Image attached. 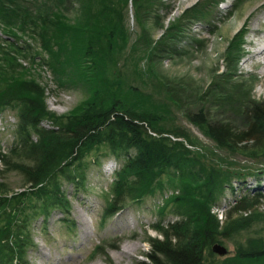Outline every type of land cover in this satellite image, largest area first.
<instances>
[{
  "label": "trees",
  "instance_id": "16d2710c",
  "mask_svg": "<svg viewBox=\"0 0 264 264\" xmlns=\"http://www.w3.org/2000/svg\"><path fill=\"white\" fill-rule=\"evenodd\" d=\"M127 1L0 0V20L12 30L7 31L10 36L17 37L15 28H19L39 40L57 78L68 76L65 67L69 65L72 76L68 77L72 82L84 81L88 91V97L68 114L52 112L45 88L25 75L28 69L16 56L29 57L33 47L16 43V38L3 39L9 48L0 45L4 62L0 65V113L17 111L19 138L9 160L0 146V161L21 171L31 188L9 194L0 183L1 264H25L30 219L38 213L49 215L54 208L69 210L65 182L82 187L86 181L84 160L103 145L122 161L116 172L112 210L118 212L128 202L140 201L161 184L162 176L177 179L179 184L161 208L163 212L169 205L170 213L178 219L166 226L154 225L161 238L147 239L151 247L146 253L148 262L137 264H206L203 249L219 234L247 225L250 216L244 214L260 201L261 193H243L227 215L240 213V217L222 225L211 207L226 189L233 190L232 178L258 175L257 169L264 173V165L237 170L211 162L178 139L191 144L186 132L163 134L153 125L154 117L131 105L129 91L123 88L114 67L117 51L127 40ZM134 3L139 16L140 2ZM71 7L77 8L73 17ZM148 41L145 52L150 57ZM231 103L227 101V105ZM240 117L239 126L209 120L201 111L189 114L188 120L217 148L264 164V102L242 108ZM45 120L53 125L44 126ZM251 245L236 250L220 264H264V242Z\"/></svg>",
  "mask_w": 264,
  "mask_h": 264
},
{
  "label": "rangeland",
  "instance_id": "374dc122",
  "mask_svg": "<svg viewBox=\"0 0 264 264\" xmlns=\"http://www.w3.org/2000/svg\"><path fill=\"white\" fill-rule=\"evenodd\" d=\"M42 0H30L36 2ZM139 16L134 0L125 5L127 40L116 54L114 66L129 91V101L137 112L155 118L153 125L163 134L183 130L191 150L237 170L257 169L263 163L217 148L188 120L200 111L212 121L225 120L242 125V108L264 102V0H139ZM77 8H70L71 17ZM245 26L246 28L242 29ZM248 28V29H247ZM259 28L258 30H255ZM10 36L0 20V45L9 48L4 38L20 45H31L29 57L16 54L32 80L45 88L49 110L68 114L88 97L84 81L67 75L57 78L46 60L49 55L39 40L15 28ZM12 31V30H10ZM9 31V32H10ZM149 38L151 56L146 55ZM0 52V65L3 64ZM74 77V76H73ZM75 78V77H74ZM227 101H232L227 105ZM249 103V104H247ZM239 109V110H236ZM44 126L53 125L45 120ZM19 115L14 109L0 113V146L7 159L19 138ZM152 133V131H149ZM176 138L177 137H173ZM103 145L85 158L86 181L82 187L64 184L69 210L54 208L49 215L36 214L30 219V240L24 256L25 264H137L148 262L151 250L148 238L160 237L154 225L166 226L177 220L165 199L175 194L177 179L162 176L152 192L140 201L128 202L124 209H111L116 193V172L122 161ZM110 153V154H109ZM232 178L233 190L226 189L211 211L222 225L240 217L228 212L243 193H261L259 203L244 215L247 225L219 234L204 248L206 264H220L238 249L264 242V173ZM0 183L9 194L31 188L24 174L0 161ZM214 243L224 246L220 256L211 249ZM129 253L123 252L129 249ZM1 264V263H0ZM9 264V263H7Z\"/></svg>",
  "mask_w": 264,
  "mask_h": 264
},
{
  "label": "water",
  "instance_id": "95a60500",
  "mask_svg": "<svg viewBox=\"0 0 264 264\" xmlns=\"http://www.w3.org/2000/svg\"><path fill=\"white\" fill-rule=\"evenodd\" d=\"M212 251L220 256H223L227 253V250L224 246L214 243L211 247Z\"/></svg>",
  "mask_w": 264,
  "mask_h": 264
},
{
  "label": "bare ground",
  "instance_id": "6f19581e",
  "mask_svg": "<svg viewBox=\"0 0 264 264\" xmlns=\"http://www.w3.org/2000/svg\"><path fill=\"white\" fill-rule=\"evenodd\" d=\"M246 28L245 26L242 27V29ZM248 29V28H247ZM259 28L255 29V30H258ZM259 31V30H258ZM130 251V248L129 249H124L123 252L125 253H129Z\"/></svg>",
  "mask_w": 264,
  "mask_h": 264
}]
</instances>
